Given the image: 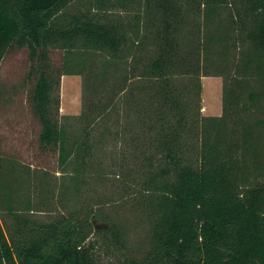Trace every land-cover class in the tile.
<instances>
[{
  "label": "trees",
  "instance_id": "1",
  "mask_svg": "<svg viewBox=\"0 0 264 264\" xmlns=\"http://www.w3.org/2000/svg\"><path fill=\"white\" fill-rule=\"evenodd\" d=\"M78 1L0 0V61L27 53V102L49 159L39 169L60 175L67 201L40 219L57 191L45 173L31 184V164L0 151V264H264V0H150L134 23L97 13L133 0H83L86 8L71 13ZM145 39L155 53L137 78L149 84V122H141L149 137L140 147L133 137L131 150L151 151L140 154L148 173H137L148 247L135 257L115 221L92 207L68 208L88 183L89 139L107 110L88 108L91 119L80 115L85 127L72 138L59 114V80L91 73L95 56L102 72L118 67ZM203 76L223 78L220 116L200 113Z\"/></svg>",
  "mask_w": 264,
  "mask_h": 264
},
{
  "label": "rangeland",
  "instance_id": "2",
  "mask_svg": "<svg viewBox=\"0 0 264 264\" xmlns=\"http://www.w3.org/2000/svg\"><path fill=\"white\" fill-rule=\"evenodd\" d=\"M82 2L83 0H79L71 6L70 12L84 10L86 6L81 5ZM149 2L150 0H133L124 6L105 7L104 11L97 13H106L104 15L107 17L118 16L121 21L134 23L149 8ZM138 13L140 16H137ZM141 22L147 24L153 20L145 19ZM192 29L190 26L183 35L191 33ZM151 35L148 34L150 38ZM154 53V47L145 39L144 47L132 59L118 67L113 65L102 72V57L95 56L90 67L91 73L86 72L82 76L65 75L59 80V114L72 138L82 135L85 124L79 117L83 115L90 118L88 108L93 110L92 115L97 114L98 110H107L94 123L89 139L94 149L85 176L88 183L75 198L68 197V208L75 205L92 207L108 221H115L125 234L127 252L135 257L141 256L148 247V220L137 204L143 197V184L137 178V173H148L146 167L143 168L141 155H148L151 151L131 150V139L139 138V143L135 144L137 147L146 145L148 141L149 136L144 133L146 127L141 122L142 119L147 121V112L151 107L150 93L147 92L149 84L137 77L142 75L144 66L154 57ZM53 56L56 63L61 58V53L57 52ZM27 67L25 50H13L0 61V151L5 157H14L26 166L31 164L28 170L31 184H36L44 173L47 176L52 184L50 187L55 188L57 194L53 195L49 205L48 202L45 204V209L49 212L38 215L40 219L46 220L57 216L63 210L61 204L67 201H63L58 194L62 182L60 175L54 171L39 169V165H44L49 159L41 157L37 147L38 126L27 102ZM184 83L188 85L187 80ZM200 83L201 115L220 116L223 78L203 76ZM125 88L124 94L119 95L118 91ZM191 110H194V104ZM129 172L133 178L128 176ZM17 175L21 177V181H26L25 175L20 172ZM50 203H53L52 206ZM3 218H6L5 214L0 213V219ZM93 238L97 241L101 259L107 260L103 256L106 251L101 236L95 235Z\"/></svg>",
  "mask_w": 264,
  "mask_h": 264
},
{
  "label": "water",
  "instance_id": "3",
  "mask_svg": "<svg viewBox=\"0 0 264 264\" xmlns=\"http://www.w3.org/2000/svg\"><path fill=\"white\" fill-rule=\"evenodd\" d=\"M97 227H100V225H98ZM105 227V226H104Z\"/></svg>",
  "mask_w": 264,
  "mask_h": 264
},
{
  "label": "crops",
  "instance_id": "4",
  "mask_svg": "<svg viewBox=\"0 0 264 264\" xmlns=\"http://www.w3.org/2000/svg\"><path fill=\"white\" fill-rule=\"evenodd\" d=\"M222 112V111H221Z\"/></svg>",
  "mask_w": 264,
  "mask_h": 264
}]
</instances>
